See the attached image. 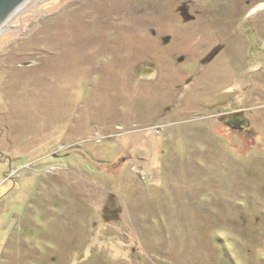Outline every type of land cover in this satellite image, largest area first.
Masks as SVG:
<instances>
[{
  "label": "rangeland",
  "instance_id": "374dc122",
  "mask_svg": "<svg viewBox=\"0 0 264 264\" xmlns=\"http://www.w3.org/2000/svg\"><path fill=\"white\" fill-rule=\"evenodd\" d=\"M262 2L16 12L0 28V264H264Z\"/></svg>",
  "mask_w": 264,
  "mask_h": 264
},
{
  "label": "water",
  "instance_id": "95a60500",
  "mask_svg": "<svg viewBox=\"0 0 264 264\" xmlns=\"http://www.w3.org/2000/svg\"><path fill=\"white\" fill-rule=\"evenodd\" d=\"M29 0H0V28L4 26Z\"/></svg>",
  "mask_w": 264,
  "mask_h": 264
},
{
  "label": "flooded vegetation",
  "instance_id": "af4514ba",
  "mask_svg": "<svg viewBox=\"0 0 264 264\" xmlns=\"http://www.w3.org/2000/svg\"><path fill=\"white\" fill-rule=\"evenodd\" d=\"M260 9L264 8V2L259 4ZM219 48H214V50H212L211 55H213L216 51H218ZM229 118L230 121H227L226 124H228L230 127H232V129L234 128V130L236 129L237 131H241V132H249V130L246 128L247 124H248V120H237V121H233L232 117Z\"/></svg>",
  "mask_w": 264,
  "mask_h": 264
},
{
  "label": "trees",
  "instance_id": "16d2710c",
  "mask_svg": "<svg viewBox=\"0 0 264 264\" xmlns=\"http://www.w3.org/2000/svg\"><path fill=\"white\" fill-rule=\"evenodd\" d=\"M248 122H250V120L248 119ZM234 129V128H233ZM248 134H251V132L249 131Z\"/></svg>",
  "mask_w": 264,
  "mask_h": 264
}]
</instances>
